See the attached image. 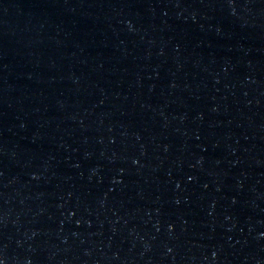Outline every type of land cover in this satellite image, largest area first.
Listing matches in <instances>:
<instances>
[{"label":"water","instance_id":"water-1","mask_svg":"<svg viewBox=\"0 0 264 264\" xmlns=\"http://www.w3.org/2000/svg\"><path fill=\"white\" fill-rule=\"evenodd\" d=\"M0 264H264V0H0Z\"/></svg>","mask_w":264,"mask_h":264}]
</instances>
